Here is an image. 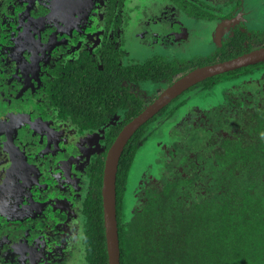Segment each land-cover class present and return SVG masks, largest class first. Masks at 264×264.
I'll use <instances>...</instances> for the list:
<instances>
[{
    "label": "flooded vegetation",
    "instance_id": "1",
    "mask_svg": "<svg viewBox=\"0 0 264 264\" xmlns=\"http://www.w3.org/2000/svg\"><path fill=\"white\" fill-rule=\"evenodd\" d=\"M245 8L243 0H0V147L10 153L0 161V264H74L70 259L79 249L71 237L80 229L85 257L83 210L88 196L98 190L89 167L105 152L106 161L113 144L107 149L106 141L117 132L115 141L129 121L125 109H118L108 122L82 131L74 116L61 113L66 91L79 89L76 82L83 75L73 67L83 63L80 58L88 56L89 65L99 69H104L107 50L121 56L120 64L140 61L127 49L134 24L136 44L148 50L146 59L207 58L220 49L232 53L237 35L254 46L229 60L264 46L257 41L264 29L247 25ZM223 23L220 42L208 40ZM126 27L118 47L115 41ZM201 44L209 46L207 53L176 55ZM225 60L194 63L161 83L170 82L168 88L195 68ZM135 84L129 83L133 92ZM142 100L144 109L152 103ZM97 138L103 151L97 150Z\"/></svg>",
    "mask_w": 264,
    "mask_h": 264
},
{
    "label": "trees",
    "instance_id": "2",
    "mask_svg": "<svg viewBox=\"0 0 264 264\" xmlns=\"http://www.w3.org/2000/svg\"><path fill=\"white\" fill-rule=\"evenodd\" d=\"M257 34L264 43V32ZM235 41L232 53L220 49L190 60L154 55L120 64L121 56L107 50L104 69L89 65L83 55V63L73 67L83 75L76 82L79 89L66 91L60 111L74 116L82 131L108 122L118 109H125L128 122L144 109L130 82L173 80L194 63L225 60L254 47L240 35ZM190 94L214 101L193 105ZM179 109L182 115L165 136L171 148L161 145L143 181L132 188L129 203L139 149L162 119ZM116 135L106 141L107 149ZM105 155L89 167L98 187L83 210L89 264H109L102 197ZM117 216L121 264H264V61L195 84L138 129L120 159Z\"/></svg>",
    "mask_w": 264,
    "mask_h": 264
},
{
    "label": "rangeland",
    "instance_id": "3",
    "mask_svg": "<svg viewBox=\"0 0 264 264\" xmlns=\"http://www.w3.org/2000/svg\"><path fill=\"white\" fill-rule=\"evenodd\" d=\"M78 1L79 2H81V1H88L89 2L90 0H78ZM243 2L246 4V7H247L242 12L246 15L245 21H246L247 25L252 26V28L264 29V0H243ZM68 6H70V5H66L65 7H63V9L64 10L67 9ZM80 9L81 8H75V10H77V12H79ZM236 19H237V17L232 18L230 21L228 20L226 25L227 26L230 25V27H231L232 21L234 22ZM226 25H224V23H223V25H220V26L217 25V28H215V30H213V33L211 34L210 39H208V40L214 41V42L216 41V43L220 42V40H221L220 37L222 36V33L225 32L224 31L225 29H223V27H225ZM230 27L228 29H230ZM127 28L128 27H126L125 29H122L119 32L118 39H116V41H115L116 46L120 47L121 40H122V36L120 35V33H122L123 31H127ZM180 30H181V28L177 31H180ZM179 33L180 32H178V34ZM136 37H137V33L135 30V25L133 24V26L130 28L129 34L127 36V49L129 51L130 57L132 59L133 58L135 60L140 59V61H142V60H145L146 58H148V55H147L148 50H145L146 48L136 44V42H139L138 40H136ZM109 40L112 41L113 37L110 36ZM206 46H207V48H204L203 44H201L197 48L191 49V51H188L187 53L186 52H183V53L177 52L176 55L178 57H182V56L193 57L195 55L204 54V53H207L210 49L208 45H206ZM90 50L93 51L94 49H90ZM168 84H170V82H164V83H160V84H154L152 82H145L142 84L132 85V88H133L134 92L141 95V97L145 100V102L150 103V102H153L159 96V94L168 86ZM190 95L192 97L193 94H190ZM190 95L188 97H190ZM198 95H194L192 97V99L190 100L191 104H193V105H200V104L205 105L210 101H214V99L209 100V99H205V98L201 97L200 95L199 96ZM220 97H222V95L217 94L215 98L218 99ZM182 110H184V109L182 108ZM181 115H182V112L180 109V111L175 113L173 116L168 117L166 119H162L163 121H161L157 125L156 129L154 130L153 135L139 149L135 163L133 165V170L131 172V185H129L128 194H131L132 196L128 195L129 196L128 197L129 203H131L132 199L134 198L133 193H132V188L136 187V185H138V183L140 184L143 181V174L146 170H148L150 164L153 163L154 158L156 156H158V153L161 152V145L164 144L167 148L166 150H169L171 148V146L167 145V143H166L167 137H165V136L167 135V128L169 127L170 124L176 122ZM48 122H50V121H48ZM46 125L48 126L49 124L44 123V129L46 131H50V127L48 129H46ZM172 134H173V131H172ZM95 144L97 146L98 151L104 150V145H102V144L100 145L99 138H97L95 140ZM3 148H4V146L0 147V150L2 151V153H0V161L1 162H4L7 159L6 157H8L10 154L8 151V148L7 149H5V148L3 149ZM83 150L84 149H82L81 153H83ZM74 160H76L78 163H80L81 157H78V158L76 157ZM149 177L153 178L152 175H149ZM129 198H130V200H129ZM75 237H74V235L71 237L73 247H74V244H76L79 250L76 253V256L71 257L70 261H74V264H89L87 262V260L84 259L85 257H84V252H83V248H82L83 236H82L81 229H80V232H78V235L76 234Z\"/></svg>",
    "mask_w": 264,
    "mask_h": 264
},
{
    "label": "water",
    "instance_id": "4",
    "mask_svg": "<svg viewBox=\"0 0 264 264\" xmlns=\"http://www.w3.org/2000/svg\"><path fill=\"white\" fill-rule=\"evenodd\" d=\"M262 61H264V46L229 60L195 68L177 79L146 109L124 126L108 150L103 175L102 197L109 264H121L117 216V175L121 156L133 134L195 84L209 77Z\"/></svg>",
    "mask_w": 264,
    "mask_h": 264
}]
</instances>
